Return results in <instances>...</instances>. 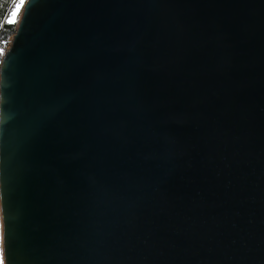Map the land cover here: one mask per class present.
I'll list each match as a JSON object with an SVG mask.
<instances>
[{
    "label": "water",
    "instance_id": "1",
    "mask_svg": "<svg viewBox=\"0 0 264 264\" xmlns=\"http://www.w3.org/2000/svg\"><path fill=\"white\" fill-rule=\"evenodd\" d=\"M0 220L4 264H264V0H26Z\"/></svg>",
    "mask_w": 264,
    "mask_h": 264
},
{
    "label": "trees",
    "instance_id": "2",
    "mask_svg": "<svg viewBox=\"0 0 264 264\" xmlns=\"http://www.w3.org/2000/svg\"><path fill=\"white\" fill-rule=\"evenodd\" d=\"M24 3H21L20 0H0V63L10 43V38L15 34ZM13 12L16 13L15 16H13Z\"/></svg>",
    "mask_w": 264,
    "mask_h": 264
},
{
    "label": "rangeland",
    "instance_id": "3",
    "mask_svg": "<svg viewBox=\"0 0 264 264\" xmlns=\"http://www.w3.org/2000/svg\"><path fill=\"white\" fill-rule=\"evenodd\" d=\"M9 46V45H8ZM8 48V47H7ZM1 220H0V258H2L3 259V256H2V245H1V243H2V238H1ZM3 264H4V262H3Z\"/></svg>",
    "mask_w": 264,
    "mask_h": 264
},
{
    "label": "snow or ice",
    "instance_id": "4",
    "mask_svg": "<svg viewBox=\"0 0 264 264\" xmlns=\"http://www.w3.org/2000/svg\"><path fill=\"white\" fill-rule=\"evenodd\" d=\"M20 2H21V3H24L25 0H20ZM15 15H16V13L13 12V16H15ZM0 264H3V259H2V258H0Z\"/></svg>",
    "mask_w": 264,
    "mask_h": 264
}]
</instances>
